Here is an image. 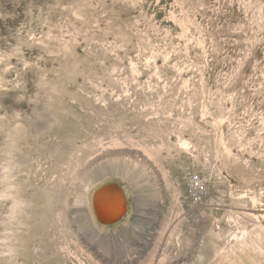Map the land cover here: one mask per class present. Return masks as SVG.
<instances>
[{
	"label": "rangeland",
	"instance_id": "rangeland-1",
	"mask_svg": "<svg viewBox=\"0 0 264 264\" xmlns=\"http://www.w3.org/2000/svg\"><path fill=\"white\" fill-rule=\"evenodd\" d=\"M0 264H264V0H0Z\"/></svg>",
	"mask_w": 264,
	"mask_h": 264
},
{
	"label": "bare ground",
	"instance_id": "bare-ground-1",
	"mask_svg": "<svg viewBox=\"0 0 264 264\" xmlns=\"http://www.w3.org/2000/svg\"><path fill=\"white\" fill-rule=\"evenodd\" d=\"M107 184V183H106ZM120 185V184H119ZM104 186V185H103ZM121 186V193L117 191H106L105 188L101 186V189L97 188L95 191H93L91 196V210L93 214V207L97 210L99 216L103 219H109L112 220L114 213H115V207L118 206V208H122V210L125 209L124 200L127 201V194L125 192V188ZM111 190L110 188H106ZM90 208H89V216L90 215ZM94 216V215H93ZM92 221V219H91ZM93 222V221H92Z\"/></svg>",
	"mask_w": 264,
	"mask_h": 264
},
{
	"label": "water",
	"instance_id": "water-1",
	"mask_svg": "<svg viewBox=\"0 0 264 264\" xmlns=\"http://www.w3.org/2000/svg\"><path fill=\"white\" fill-rule=\"evenodd\" d=\"M101 186L103 188H105V187L110 188V189L112 188L111 190L105 188V192L106 191H114V192L117 191V192L121 193V191H122L121 186L116 182H110V183L104 184V186L103 185H101ZM101 186L98 187V189L99 188L101 189ZM124 205H125L124 210H122V208H118V206H116L114 208L115 213H114L112 220L101 218L99 216L97 210L95 209V207H93V215H94V220H95L96 225L99 227L108 228V227H112V226L120 223L128 212V200L127 201L124 200Z\"/></svg>",
	"mask_w": 264,
	"mask_h": 264
},
{
	"label": "built area",
	"instance_id": "built-area-1",
	"mask_svg": "<svg viewBox=\"0 0 264 264\" xmlns=\"http://www.w3.org/2000/svg\"><path fill=\"white\" fill-rule=\"evenodd\" d=\"M188 197L194 202H198L205 194V188L199 176H192L187 182Z\"/></svg>",
	"mask_w": 264,
	"mask_h": 264
}]
</instances>
